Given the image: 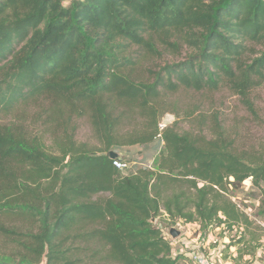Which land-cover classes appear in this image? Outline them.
<instances>
[{
    "label": "trees",
    "instance_id": "16d2710c",
    "mask_svg": "<svg viewBox=\"0 0 264 264\" xmlns=\"http://www.w3.org/2000/svg\"><path fill=\"white\" fill-rule=\"evenodd\" d=\"M263 83L264 0H0V264H178L162 209L241 240L228 194L264 195V148L159 123L165 95L227 87L253 111ZM82 118L97 144L76 139ZM158 137L155 167L114 165Z\"/></svg>",
    "mask_w": 264,
    "mask_h": 264
},
{
    "label": "rangeland",
    "instance_id": "374dc122",
    "mask_svg": "<svg viewBox=\"0 0 264 264\" xmlns=\"http://www.w3.org/2000/svg\"><path fill=\"white\" fill-rule=\"evenodd\" d=\"M173 59V55L165 53L164 56L148 60L146 63L149 67L159 68V66L165 65ZM163 98L170 104V110L166 111L163 119L165 118L169 125L177 123L180 131H195L212 138L218 130H222L231 139H234L239 148L247 150L264 148V83L251 93L254 104L253 111L248 109L239 95L227 87H221L218 91L213 92L181 89L174 94L165 95ZM1 120L3 122L8 121L7 118ZM78 124L76 139L81 142L97 144L89 121L82 118ZM45 141L47 145L52 144V139L49 136L46 137ZM164 149L165 143L161 137H158L148 145L115 148L114 151L128 165L122 172L131 173L141 167H155ZM228 196L236 200L241 208L248 213L251 224L248 225L249 228L247 227L245 232H250L254 237L264 236V226L262 225L264 224L262 205L264 195L261 190L254 186L250 180H247L240 188L231 189ZM165 212L162 209L154 222L157 225L165 226V229H169L171 224H168L169 221L166 220L168 218ZM214 229L202 230L200 228L199 230L205 236V233L207 235L210 230ZM191 230L193 232L191 236L195 238L197 233L194 231V227ZM244 230L245 226L242 232ZM227 232L235 237V235L239 236L241 230L238 231L239 233L233 230H227ZM204 236L202 235L203 238ZM181 240H183L182 237L178 238V242ZM199 244L203 248L204 242H199ZM215 245L213 244L211 247L214 248ZM261 245L264 247V239ZM177 246L176 250L181 249L180 244ZM180 259L182 264H195L188 256L180 255Z\"/></svg>",
    "mask_w": 264,
    "mask_h": 264
},
{
    "label": "built area",
    "instance_id": "2783aa9c",
    "mask_svg": "<svg viewBox=\"0 0 264 264\" xmlns=\"http://www.w3.org/2000/svg\"><path fill=\"white\" fill-rule=\"evenodd\" d=\"M167 125H169V123L167 122L165 118L161 120L159 123L161 130H163ZM114 165L119 169H126L128 166L126 162H123L121 159H117V158H114ZM235 202L237 201L235 200ZM166 216L168 218L166 220L169 221L170 220L169 214L167 213ZM190 224L191 223H186L183 219H179L177 223L174 226H171L169 229H165L166 227L162 226L161 224H159L158 227L163 231L166 238L171 242V245L173 247L174 256L179 255V254L185 255L186 257L188 256L196 264H219L218 258L220 257V247H218L219 246L218 244L220 243L221 232H225V234L228 235V232H227L228 229H227L226 224H222L220 226L209 227V228H215V229L212 231L210 230V233L207 234L209 235V238H212V239L208 244H206L205 247L203 246V248H201L202 246H200L199 242L200 240L201 241L203 240L202 235L204 236V233L201 232L195 238L192 237L191 234L193 232L190 229L191 228ZM243 227L244 225L242 224L237 225L233 228V231L238 232L239 230H241L242 232ZM172 228H175L181 232V234L177 238L172 236L171 234ZM239 236L235 235V237H239ZM181 237L183 238V240L178 242V238H181ZM203 242L205 244L206 240H204ZM177 244H180L181 249L176 250L178 247ZM213 244L214 245L217 244V246L212 248L211 245Z\"/></svg>",
    "mask_w": 264,
    "mask_h": 264
},
{
    "label": "crops",
    "instance_id": "0c3cea01",
    "mask_svg": "<svg viewBox=\"0 0 264 264\" xmlns=\"http://www.w3.org/2000/svg\"><path fill=\"white\" fill-rule=\"evenodd\" d=\"M262 225L264 226V224ZM190 226L191 228L194 227L197 236L201 233L198 222H192ZM211 239L209 235L205 234V237L200 242L203 243L206 240V243L203 244L205 247ZM263 239L264 236L254 237L250 232H245L243 238L238 240V237L221 232L220 243L218 244V247H220L219 264H264V247L261 245ZM178 264H182L181 259H179Z\"/></svg>",
    "mask_w": 264,
    "mask_h": 264
},
{
    "label": "water",
    "instance_id": "95a60500",
    "mask_svg": "<svg viewBox=\"0 0 264 264\" xmlns=\"http://www.w3.org/2000/svg\"><path fill=\"white\" fill-rule=\"evenodd\" d=\"M118 155L119 154L117 152L111 151L112 158H116V157H118ZM152 221L154 222L155 221V218ZM171 234H172L173 237L177 238L181 234V232L179 230L175 229V228H172L171 229ZM42 264H47L46 260H44L42 262Z\"/></svg>",
    "mask_w": 264,
    "mask_h": 264
}]
</instances>
